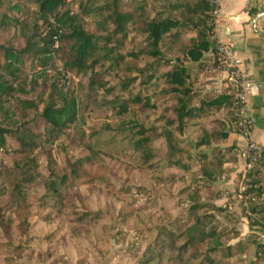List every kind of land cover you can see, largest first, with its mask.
Here are the masks:
<instances>
[{
    "label": "trees",
    "instance_id": "trees-1",
    "mask_svg": "<svg viewBox=\"0 0 264 264\" xmlns=\"http://www.w3.org/2000/svg\"><path fill=\"white\" fill-rule=\"evenodd\" d=\"M213 10L0 0V264H264V154L243 193L253 217L223 186L240 106L208 74ZM57 140L78 156L56 161Z\"/></svg>",
    "mask_w": 264,
    "mask_h": 264
},
{
    "label": "crops",
    "instance_id": "crops-1",
    "mask_svg": "<svg viewBox=\"0 0 264 264\" xmlns=\"http://www.w3.org/2000/svg\"><path fill=\"white\" fill-rule=\"evenodd\" d=\"M262 14L264 0H223L210 40L212 46L218 39L228 40L235 54L247 64L249 78L258 87L257 94L249 97L246 108L247 115L253 121L250 138L264 148V16L260 17ZM204 57L209 60L210 51ZM208 74L214 76L213 72ZM225 142L236 145L238 149L245 147V141L235 134H231ZM243 162V159L237 158L236 167L225 183L226 188H231L236 183Z\"/></svg>",
    "mask_w": 264,
    "mask_h": 264
},
{
    "label": "built area",
    "instance_id": "built-area-1",
    "mask_svg": "<svg viewBox=\"0 0 264 264\" xmlns=\"http://www.w3.org/2000/svg\"><path fill=\"white\" fill-rule=\"evenodd\" d=\"M222 1L223 0H212V4L214 5V10L212 11L214 23L215 19L221 12ZM213 34L214 29L212 35ZM213 54L218 69L216 74L211 78L213 80L214 88L218 90L224 89L225 91L231 90L235 93L240 106L237 113V116L239 117L237 127L240 131V135L238 136L245 141V147L238 149L237 152V156L243 159L244 162L243 168L239 172L236 181L237 192L233 196L235 203L237 201L241 202V204L238 206L234 203L229 205V208L236 206L238 211L242 210L244 214L253 217L254 215L247 208L246 200L248 199V196L243 195V193L247 187V174L251 168V163L262 153L264 154V148L250 138L253 121L247 115L246 108L249 97L257 94L258 87L256 83L249 78L247 64L235 54L232 45L228 40L218 39ZM262 198L264 199V194L262 195Z\"/></svg>",
    "mask_w": 264,
    "mask_h": 264
},
{
    "label": "rangeland",
    "instance_id": "rangeland-1",
    "mask_svg": "<svg viewBox=\"0 0 264 264\" xmlns=\"http://www.w3.org/2000/svg\"><path fill=\"white\" fill-rule=\"evenodd\" d=\"M210 78V77H209ZM93 115H94V113H92L91 114V116H89V120H88V124L89 125H97V126H99L100 125V121H95L92 117H93ZM138 116H141L140 114L138 115ZM1 120V119H0ZM84 126V128H85V126L86 125H83ZM111 134H108V133H104V134H102L101 136H99L97 139H96V144H97V146L98 147H100L101 149H104V150H106L107 149V147H108V142L111 140ZM66 145V148H65V150H63L62 149V146H65ZM51 154H52V156H54L55 157V159H56V161H59V162H62V159H63V156L64 155H74V156H78V154L77 153H74V152H72V148L69 146V144H66V142H64V143H62L61 141H59V140H57V141H55L54 143H53V145H52V148H51ZM237 157H239V156H237ZM6 162L8 161L6 158L4 159ZM39 172L42 174V175H45L46 173H47V168H46V160H45V158L43 157L41 160H40V163H39ZM227 181H225L224 183H223V186L224 187H226L225 186V183H226ZM234 185H236V183L234 184ZM233 185V186H234ZM232 188V187H231ZM231 188H226V189H231ZM83 189V188H82ZM220 201V202H219ZM218 202V204H221V203H224L226 200H225V198H223V199H221V200H219ZM118 205V204H117ZM232 208V207H231ZM232 209H234V210H237L236 209V206L235 207H233ZM40 226V225H39ZM39 226H37V227H39ZM135 227H138V224H137V226L136 225H134ZM244 226V225H243ZM242 226V227H243ZM127 230V229H126ZM242 231L243 232H247V228L244 226V228H242ZM134 234V232H133V230L132 229H128V235H133ZM261 237V240H264V235H262V236H260ZM31 246L33 247V248H36V243H32L31 244ZM115 248L118 246L117 244H114L113 245ZM102 249H104V252L107 250V246L106 247H103L102 246ZM96 256V260H98V261H100V260H105V259H108L109 258V254H107V255H105L104 257H102L100 254H96L95 255ZM115 259V257H113L112 258V260H111V264H112V262H113V260ZM106 261V260H105Z\"/></svg>",
    "mask_w": 264,
    "mask_h": 264
},
{
    "label": "water",
    "instance_id": "water-1",
    "mask_svg": "<svg viewBox=\"0 0 264 264\" xmlns=\"http://www.w3.org/2000/svg\"><path fill=\"white\" fill-rule=\"evenodd\" d=\"M264 16V14L260 15V17Z\"/></svg>",
    "mask_w": 264,
    "mask_h": 264
}]
</instances>
